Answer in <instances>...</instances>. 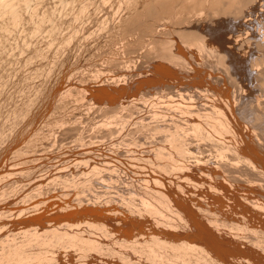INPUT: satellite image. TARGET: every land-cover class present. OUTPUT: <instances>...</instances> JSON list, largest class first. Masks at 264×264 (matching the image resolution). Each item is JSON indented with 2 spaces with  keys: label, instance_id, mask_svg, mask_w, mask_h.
<instances>
[{
  "label": "rangeland",
  "instance_id": "obj_1",
  "mask_svg": "<svg viewBox=\"0 0 264 264\" xmlns=\"http://www.w3.org/2000/svg\"><path fill=\"white\" fill-rule=\"evenodd\" d=\"M17 1H19L20 3ZM56 1L57 0H35V4H34V0L32 1L7 0L6 1L7 7L4 8L1 5L2 1L0 0V7H2L0 8L1 10L0 14L2 15V16L0 15V36H2L1 39H3V40L0 39L1 42L0 43L1 44L0 45V228L2 225H4L2 226V229H0V251L2 246L3 249H4V245L8 246L6 244L7 242L2 240L4 236H6V234H8L9 236V233L14 230L21 229V232L23 231L30 233L31 228H35L36 226H47L50 225L51 223L61 224L62 221L64 222V220H67L69 218H72L74 220L79 219V224L84 225L85 224L84 222L80 223L82 217L86 215V216H91L93 218L94 215H90V214H92L96 210L100 211L101 209H103L105 207V199H107L108 197H117V198H121L122 201L131 202V200H133L135 197L132 196L134 198L131 199L132 198L131 197L129 199V195L131 194L128 192L130 191L132 195L134 194L133 192H135V194L137 193L136 196L137 195L139 196L138 192L141 190L138 189L137 184L140 177L143 179L144 178L148 179L145 181H147L146 184L149 185L151 184L150 187L153 186L155 187L156 184L157 187L161 185L159 188L161 189V187H164V189L162 188L163 190L162 189L161 190L172 196H177L178 194H180L179 190L181 189L183 190V188L181 187L174 186V184L176 183L178 184V182L181 181L182 184L183 183L186 184L184 187L189 189L188 190L189 192H192L194 195L196 194L195 196H193V194L191 193L193 197H198L197 195H200L199 198L203 196L207 200L212 198L214 200V196L219 195L220 197H223V199H225L226 203L230 202L229 205H236L234 206V209L239 208V210L236 209V212H242L243 215L247 217L251 222L259 226H264V200L263 202H261L262 199H264V137H262L263 134L261 135L262 131H260L257 128H254V126L252 125L251 121L248 120V118L243 119L244 121L241 119L243 124L244 122L249 121L245 123L247 124L248 127L245 124L244 126L246 127L240 126L243 124L241 122H238L241 123L238 125L241 128L242 127L244 128V130H242V135L244 136L245 143H246V139L248 140L249 135L250 136L253 135L252 138L255 141H258L256 143L259 145L258 148L260 147L259 150H257L256 155L253 157L249 155H246L248 156V158L239 157L240 161H238L239 158L237 157L236 160L237 162H235L236 158L232 154L233 153L232 151L230 152L225 151V154L227 153H228L227 155L230 154V156L226 155L228 158L229 157L232 158V156H234L235 158L234 162L237 163V168H235L236 166H233L234 164H232L233 168L232 167L231 168L234 172L237 170L238 173L237 172L234 173L232 171L235 175V178L233 179L234 175L232 174V172L228 174L227 171L226 174V172H222V170H220L217 173V175L221 176L219 178L217 176L218 180L216 178L213 179V177L209 175L211 180L207 181L208 179H210L209 177H207L208 179L205 178L206 176H208L207 165L211 166V164L215 160H218V156L216 157L215 155L217 152L216 149L218 150V148L216 147L217 143H215L216 145L211 144L210 141L208 140L209 138L207 140H204V138L207 137L202 136L203 138L202 139L200 138L201 136L198 137L199 135L197 136V134H195L194 132L193 135L192 133L193 130L191 131L190 129V126L193 124L192 120H194V117L191 116V113H193L194 111L195 113H197L196 109H198V107L200 106L201 101L203 102L204 100L207 99L206 101H204L205 102L204 105L205 106H207V104L210 105L211 100H215L214 98L217 97L218 95L217 93L222 92V94H224L226 100L229 102L231 106V109H233L232 110L233 113H235L237 110L239 113V109L242 106L244 107V105H246L247 102L248 103L251 102L249 105L253 106L257 100H260L261 98L264 97L262 95L264 94V90H260L259 87L260 85L258 84L259 82L258 79L261 80L260 79L261 77L263 80V81L261 80L262 83L264 82L263 79L264 78V47H263L264 42L260 43L261 41L258 38L257 32L252 30L256 21L262 19L260 21L264 22V18H263L264 0L263 1L261 0L262 3L259 2L260 0H254V1L249 0L250 2H247L245 0L243 1V3H241L242 2L241 0V2L239 3V0H237V2L239 4H243L244 7L247 4L246 6L248 8H245L246 11H249L248 9H250L251 13L252 11L254 12L252 13L253 15L250 16L251 19L247 18L249 17L250 12H248V14L247 12H245L244 13L245 16H243L244 9L242 10V8L244 7L242 5H240L241 9L236 8L239 5L237 4L236 0L234 1L232 0L234 4L232 3L231 0H222L223 3L226 2L225 3L226 6L223 5L221 0H217L218 2H215L216 0L215 1L212 0L213 3L214 4L217 3L216 5L218 6L213 5V3L211 5L209 0H204L206 2V6H205L204 1L200 2V0H198L200 2L198 4L202 3L201 4L202 8L201 6L196 5L198 2L197 0H192L191 1L192 5L190 3L188 4V2H186L187 0L186 1L183 0L185 4L187 3L186 6L182 5L181 3L183 2L182 0H140L143 1L141 3L139 0L138 1L137 0H127V1L125 0H81V1L61 0L59 1L58 0L59 2ZM256 1H258V3H256ZM29 2L32 3L33 5L30 4ZM251 2L253 5L255 2L256 3L255 5L257 7L262 4L261 5L262 7L261 6H260L261 8L260 7L257 8L256 6L250 7L252 6L250 4ZM13 3L16 5H14ZM248 3L250 5H248ZM131 4H133V7L131 11H129L128 13L126 10ZM208 4H210V6ZM187 5L190 6L187 7ZM82 6L83 8H81ZM61 7H64V9H62ZM198 7H200L201 10L198 9ZM254 7H255L254 10L256 11L258 9L257 10L258 12L257 11L255 12L252 9ZM7 8H11L8 10L10 14L12 13L11 15L10 14L7 15V13H9L7 11ZM84 8L85 9L87 8V11ZM203 8H204V12H203ZM218 8H220L219 11ZM178 9L179 11H177ZM76 10H77V14H76ZM235 10L236 11L238 10L237 13L239 12V15L236 14ZM184 11L186 14L184 13ZM207 13L208 14L210 13L209 16L207 15ZM21 14L22 16H20ZM258 14H261L260 15L261 17H259ZM76 15L79 17H77ZM121 15L122 16L125 15L124 16L125 18L122 17ZM41 16L42 18H40ZM233 16L234 19L235 17L238 16L237 20L241 22L242 25L241 26L239 22L237 25H240L241 27L240 26L237 27V25H235L236 27L235 29L238 30L237 32L238 36L235 33L236 31L235 29L233 30L231 28V31L233 30L232 32L228 30L229 28L227 29L229 25L228 23L230 24L233 23L234 20ZM241 16L247 19L245 18L243 19ZM74 17H76V19ZM192 17H194L195 20ZM227 18L229 21L232 20V22L229 21L226 22ZM240 19L245 20L243 23L247 21L250 22V20H252L251 23L248 22L245 23L247 25L249 24L248 26L250 28L248 26L246 28L245 27L246 25H243ZM4 20H6L5 24H4ZM37 20H39L40 22H38ZM210 20L211 22L207 23ZM155 21H157L158 23ZM33 24L36 27H34ZM159 25L160 27H158ZM207 25H209L210 28H207L208 27ZM225 25H226V31L224 30L220 31L219 26H221L220 27L221 29H225ZM183 26L185 27L186 30L184 29ZM189 26L191 27L189 28ZM196 26L199 29H197ZM222 26L224 27L222 28ZM12 27H15L16 29ZM212 27L213 28L215 27L216 29L215 28L213 29ZM203 28L205 29V32L206 30H209L210 32L207 31V33L209 32L210 34L212 33L211 30L213 29L214 30L212 35L213 38H215L216 36L221 37L222 35H223L222 37L226 36L224 37V39L227 38L225 39L227 40L226 43L232 42V44L231 43L226 44L224 40H222L221 42L220 37L216 38V40L219 38L218 39V41L220 40L219 42L213 38H210L212 39L210 41L209 38L206 37L207 34L205 32L203 34L204 31ZM217 28L219 30H217ZM248 28L249 31L251 29V31L255 33L257 37L255 34H254L255 36L253 35L250 37V34L252 35L253 33L251 31L249 32ZM41 29H43L45 32ZM8 30L10 31L8 32ZM239 30L242 31L243 33L239 32ZM244 30L248 32H244ZM201 31L202 34H200ZM223 31L226 34L231 32L233 36L229 34L226 35L225 33H223ZM233 32L235 33V36ZM7 33H8V37L6 35ZM155 34H158L162 38L160 37L159 39L153 37V35ZM3 36H5L6 38L5 37L3 38ZM245 36L250 37L249 38L250 41L249 40L247 41V38ZM244 37L246 38V40L244 39ZM253 37L254 38L256 37L255 39L257 40H255ZM252 38L254 39V41H252V43L254 44L251 43V40H253ZM242 39H244V44ZM258 41L260 45H263L262 47L257 44ZM162 42H165L166 45H170L173 52L174 50L178 49V51L182 52V54H188L191 51V49H193L194 52H196L198 48L201 54H203L201 58L202 61L197 59V63L194 62L187 63L186 66L184 67V70L179 74V72H176L168 64L164 65L162 64V62H160V60L155 58L154 54L158 50V47H160L161 49V46L163 45ZM178 42H180V44ZM240 42L241 45L243 44L242 45L243 47L245 46L244 49H242L243 47L239 46ZM251 44L254 45V47H256L255 45H257L259 50L257 49V47H256L257 50L254 49V47ZM218 45L222 47H219ZM224 45L226 46V48ZM233 45H236L235 46L236 48H238V46L241 47L243 52L239 48L238 51ZM246 45L251 46L254 50ZM232 46L235 49H233ZM187 47H190V49ZM222 48L225 51L228 50V52L225 53V51ZM221 49L226 54V55L224 54L226 58L228 55L227 53L229 52L230 53L234 52L237 54H234L235 56L232 55L230 58V55L232 54L231 53L229 54L228 59L224 60L223 57L225 56H223L222 54L223 52L221 51L222 53H219ZM232 49L234 51H232ZM214 50L217 52V53L214 52V54L216 53L215 54L216 58L215 57L212 58L211 56L213 54L212 53H211L212 55L210 54V52H213ZM246 51L248 52L247 57L249 58L251 57L252 60L246 57L247 55ZM41 55L42 56L45 55V58H43L44 56L42 57ZM236 55L238 57L240 56L239 58L242 59L240 60ZM244 57L246 62L243 59ZM229 58L231 59L230 62H228L230 60ZM254 60H256L257 62L255 63L256 65L253 64L255 65V67L253 65H252L253 67L251 65L249 66L247 62L249 61L255 62ZM213 61L217 62L215 67H213L215 64ZM225 61H227L229 64ZM234 61L235 63L238 64L241 63L239 65L241 67L239 66H238L239 68L237 66H236L237 68L233 67L234 69L235 68L238 69L235 70L236 73L239 74L241 73L240 75L239 74L236 75V73H234L235 71L233 72L234 70L233 68L229 70L230 67H232V65L234 64L231 63ZM242 61L245 62L243 63V66L247 64L249 68L247 65H246L247 67H243ZM209 62H213V63H209ZM226 65L229 66L231 65V66L228 67ZM235 65L236 64H234V66ZM219 67H220V71H219ZM214 68L217 69L215 70ZM246 68H248L249 71H247ZM250 68L253 69V72L255 68V72H254L255 74L251 72L252 70ZM227 69L230 72L232 71L233 75L232 73H229ZM241 69L242 71H239ZM243 71H247V73L248 72L253 73V76L252 74H250L251 76L249 74L246 75V73ZM242 72L244 76L242 75ZM235 75L236 76L239 75L240 78L239 77L238 78L241 79L242 81L239 80L237 77H235ZM242 76L243 78L245 76L246 77L249 76L251 81L252 80L253 81L251 82L248 77L244 78L246 79L245 81L244 79L241 78ZM221 79L224 81H222ZM254 79L257 81L255 82ZM177 81L180 82L181 84L178 83ZM245 82H247L248 85ZM253 82L254 84L251 86ZM164 83L166 84L168 83V84L165 85ZM262 83H260L262 86L261 88L264 89L263 87L264 83L263 84ZM205 84L209 86H206ZM163 85H165V87H163ZM237 85L238 86L242 85L244 86V88L242 86L238 87ZM184 87L189 89H186ZM190 87H193L194 90L198 88L199 89L197 92H195ZM170 88L174 93L170 90ZM221 88L223 89V91H220ZM185 89L192 90L194 93L192 91L190 93V91L188 92ZM209 89L211 92H213L216 95L215 96L212 95L213 93H210ZM176 91L179 93L177 94ZM207 92H209L208 93L209 96ZM168 93L173 96H170ZM241 93H243L244 95ZM191 94L195 95L196 98L201 94L203 95L199 96V99L198 98L195 99L194 98L195 96L193 97ZM211 95L214 97L211 98L210 97ZM240 95L244 97L248 96V98H246L245 100V98L244 97L242 98ZM201 97H205V99ZM208 97L209 99H211L210 102L208 101L209 100ZM251 97L253 98V100ZM149 98H151V100ZM234 98L236 99L238 98V99L236 100ZM171 99H174V101L181 100L178 101L180 104L176 103V101L175 103L179 105L182 111L184 110L181 106L188 108L189 104L190 105L193 104L194 105L193 108L194 107L195 108L194 110L191 106L189 107H191L192 109L184 108L185 111L186 110L187 111L189 110L190 112L192 111L189 116V113L185 114L182 111L180 112L178 106L176 105L169 106ZM194 99L196 101H194ZM240 100H241L240 103L241 106L238 103ZM244 100L245 102L246 101L247 102L246 103L243 102ZM174 101L172 100L170 104H173ZM193 101L195 103H193ZM197 101L200 103V104L198 103L199 104V106L197 105L198 107L196 106ZM260 101L263 102V106H264V98L261 99ZM161 102H164L165 104ZM243 103L245 104L243 105ZM212 104L213 103L211 102V105ZM234 105L238 108H236ZM252 106L251 109H253ZM245 107L247 108V106ZM235 108L237 109L236 111ZM244 108L243 109L241 108L240 112L245 111ZM248 108L246 110L250 111L251 109L249 110ZM263 108L264 107H262L261 109L262 114L264 113ZM152 109L153 111L155 110L156 113H153V111H151ZM238 113L234 114L238 116V118L236 117V119L241 118L240 116L241 114H243V113L240 114ZM244 115H247V113L243 114L242 118H246V116L243 117ZM180 116L181 117L184 116L186 118L184 117L181 118ZM241 120H237V121H241ZM176 121H179V123H181L180 124V126H182L181 128H179L180 127L179 123ZM172 123L175 124V127L179 128L177 130L181 131V133L182 131H184L186 127H188L186 128L187 131L186 130L184 131V133L187 134L183 135L182 133L181 135H183L182 139L187 142V145H185L187 147L185 148H188L190 152L187 153L185 156H181V158L174 156L173 152L171 151L172 148L171 150H168L170 146L168 144L166 146V142L165 145L164 144L160 145V143L164 142L162 140H164L163 136L166 134L164 132L166 131V128L167 129L171 128L170 130L172 132L176 130L174 125L172 126ZM250 124L252 125L253 128L249 127ZM155 127H158V130ZM163 127L166 128H164L165 130L161 131V128ZM250 129H254V130H250ZM171 131L168 130L167 133ZM259 135L261 137H259ZM195 136H197L198 138ZM30 139L33 140V142ZM185 141L184 144H186ZM214 141L215 140H213V142ZM158 144L161 147L163 146L164 148L168 147L167 149L168 153L162 150L163 153L164 152L166 153V154L164 153L165 157L168 154L167 156L168 158L166 157L167 162H169L168 164L170 165L169 172L166 171L168 176L166 175L165 170H162L160 168L159 162L156 164L158 165V167L155 166L157 160L160 161L161 159L160 160L157 159L155 162V160L152 158V151L154 154L153 157H155L157 153H154V151L158 152V148H160L161 150V147H157ZM154 147L157 148L153 149ZM135 150L137 151V153L135 152ZM140 152L142 154H140ZM171 155L173 156L170 157ZM129 156L131 157L128 158ZM148 158L152 160V164L150 165V167L147 166L146 164ZM252 158L254 161L252 160ZM125 159L127 160L130 159V160L127 161ZM161 161H163V159ZM164 161L166 160L164 159ZM231 162H233V160H231ZM253 162L259 164V167L253 168L251 171H249L247 169V166L255 164ZM184 163L185 164L189 163V164L188 166H184L185 165ZM131 165L134 166L132 167ZM189 166L193 168H190ZM95 167L97 168L96 171L92 172L93 171L92 169H94ZM183 168H185L187 173L185 172V170L184 172H182ZM231 168H229V172ZM138 169H143V171L141 170L140 172H138L139 171ZM188 169L190 170L188 171ZM198 169H200L199 173H201L202 175H199L198 171H196ZM154 170H156V172ZM202 171L205 173L203 174ZM239 171L241 173L243 172V175L239 174L240 173ZM160 172H162L163 175ZM170 172L171 174H169ZM222 173H225L226 176L229 175L228 177L230 178L232 177L231 181L228 180L230 178L225 177V174H223L222 177ZM180 178L183 180H181ZM222 179L225 181V183L224 181H221ZM77 180L79 181L76 182ZM186 180L190 184L187 183ZM233 180L235 183L233 182ZM228 181L230 182L228 183ZM192 183L194 184L196 183L195 186ZM198 184L199 187L201 186L200 189L199 187L197 188ZM227 184L229 185L227 186ZM72 185L75 186L76 188L73 187ZM238 185H241V187H243L244 189L240 188V186ZM192 186L193 188H191ZM211 186L213 188H211ZM246 187H250V188H247L246 190ZM254 187L256 189H254L253 192H249L248 194V191ZM194 188H196L195 189L196 191H194ZM208 191L214 192L213 195L205 193ZM126 192L128 193V195ZM236 193H242L241 195H243V198L245 199L238 198V196H236L237 195ZM250 193H252L253 196ZM65 194H67V196H65ZM122 195L124 196L126 195V197L128 196V198L124 197L125 199H123ZM251 197L253 200L249 201L251 200ZM259 198L261 199V201ZM135 199L137 200L138 197H136ZM135 199L132 201L134 202V204L136 203ZM255 199L256 200L259 199V200L257 202L255 201L256 203L251 205L250 202L253 203ZM61 200L62 203L64 202L63 203L64 206L62 203H60ZM138 201L139 200H137V203ZM65 202L66 203L68 202L66 207H65L66 204ZM259 202L262 204H260ZM35 204H37V206ZM243 204L245 206H243ZM34 205L38 208H36ZM31 206H34L33 210L35 212H33L32 209H29V211H27L28 208ZM120 206H123V204H120ZM210 207L211 206H209V208ZM204 208H208V205L205 202H200L198 205V209L201 210ZM21 210L22 211L25 210L26 212L24 211L19 213ZM30 212L31 214H29ZM108 212L110 213V211ZM213 212L214 214L218 215L217 216L218 218H220L221 217L220 215H222V212L219 210L218 207H214ZM106 213L107 211L103 210L100 214L104 215L105 219L107 217L109 218L110 216H114L112 212H111L112 215ZM165 213L175 223L178 222L182 224L183 231H185V233L190 235L192 240H195L196 242L198 241V243L202 244V246L205 249L209 248V250L211 251L209 245L208 246L206 245L205 247L206 244L205 239L202 237L201 234H199L195 226L193 225L191 226L188 223H185L184 221L176 218L177 214L174 213V211L165 210ZM246 213L248 216H246ZM115 214L117 217V221H119L116 224L118 230L119 229L123 231L131 230V228L128 225H125L124 221H122L121 219L118 220L120 215L117 214V211ZM66 215H69V218L65 217ZM100 218L103 219V217ZM161 218H163V216ZM118 223H120L119 226ZM6 224L7 226H5ZM121 224H123V226H121ZM139 226H141V224L137 225V227ZM250 233L245 234V236L243 237L245 240H251L252 238L251 241L253 242L255 240L253 238L254 234L251 233L252 234L251 237ZM132 237L133 236L126 235L123 237V239L124 238L125 240L134 239ZM224 241L225 244L227 243L225 245L226 247L230 249L232 248L230 253H232L236 257H239L240 259L242 258L241 260L243 261V263H245L246 261V264H248L247 262L250 261L249 264L250 263L264 264L263 257L259 255L258 256L254 255L251 257V255L248 252L239 248L238 247L239 240L235 239L234 237L232 238L225 237ZM107 254L109 256L116 255L112 253V251H107ZM166 260L167 262L164 261L161 262L160 264H171L172 262H174L172 264L177 263L176 262L177 259H174V261L173 260L171 261L170 259H166ZM15 262L17 261H11V263L9 261L6 264L8 263L15 264ZM126 262L129 264H136L135 262L137 261L135 259L129 258L125 261V264H127Z\"/></svg>",
  "mask_w": 264,
  "mask_h": 264
},
{
  "label": "bare ground",
  "instance_id": "obj_2",
  "mask_svg": "<svg viewBox=\"0 0 264 264\" xmlns=\"http://www.w3.org/2000/svg\"><path fill=\"white\" fill-rule=\"evenodd\" d=\"M2 1V6L5 8V7H7V0H1ZM22 1V0H21ZM24 1V0H23ZM29 1V0H28ZM32 1V0H31ZM58 1V0H57ZM56 1V2H57ZM59 1H61V0H59ZM58 1V2H59ZM64 1V0H63ZM79 1H81V0H79ZM125 1H127V0H125ZM138 1V0H137ZM140 1V0H139ZM183 1V0H182ZM186 1V0H185ZM190 1V2H189ZM191 1L192 0H187L186 2H188V4L190 3L191 4ZM198 1V0H197ZM202 1H204V0H200V2H202ZM213 1H215V0H213ZM213 1L211 0H209V2H210V4L212 5V3H213ZM232 1V0H231ZM231 1H229V2H231ZM234 1V0H233ZM233 1H232V3H233ZM243 1H245V0H242V2H241V0H239V3L241 2V3H243ZM247 2H250L249 0H246ZM254 1V0H253ZM263 1V0H262ZM17 2H19V1H17ZM66 2V1H65ZM141 2H143V1H140V3ZM150 2V1H149ZM171 2V1H170ZM193 2H195V1H193ZM192 2V3H193ZM199 1L197 2V6L199 5V6H201V8H202V3L201 4H198V3H200ZM205 2V1H204ZM215 2H218L217 0L215 1ZM221 2H222V0H221ZM236 2H237V0H236ZM259 2H261V0L259 1ZM264 2V1H263ZM20 3V2H19ZM23 3V2H22ZM30 3V2H29ZM28 3V4H29ZM37 3V2H36ZM80 3V2H79ZM79 3H78V5H79ZM151 3V2H150ZM165 3V2H164ZM182 3V5H185L186 6V4H185V2L183 1V2H181ZM180 3V4H181ZM184 3V4H183ZM207 3H208V1H207ZM223 3V2H222ZM226 3V2H225ZM225 3H223V5L224 6H226V4ZM238 2H237V4H239ZM256 3H258V1H256ZM255 2H254V5L252 4V2L250 3L252 6H250V7H253V6H256L255 4H256ZM262 3V2H261ZM9 4V3H8ZM14 4V3H13ZM26 4V3H25ZM27 4V5H28ZM30 4H32V3H30ZM29 4V5H30ZM34 4H35V0H34ZM58 4H60V3H58ZM88 4H89V2H88ZM137 4V3H136ZM210 4H208L209 6H210ZM217 3H213V5H215V6H218V5H216ZM234 4V3H233ZM232 4V5H233ZM236 4V3H235ZM245 4V3H244ZM249 3H248V5H250ZM12 5V4H11ZM14 5H16V4H14ZM13 5V6H14ZM18 5V4H17ZM33 5V4H32ZM55 5V4H54ZM64 5H65V3H64ZM63 5V6H64ZM91 5V4H90ZM146 5V4H145ZM179 5V4H178ZM192 5V4H191ZM195 5V4H194ZM222 5V4H221ZM228 5H229V3H228ZM240 5H242L243 6V4H239L236 8H240ZM247 5V4H246ZM245 5V7L244 8H242V10L244 9V12H243V14L245 13V12H247V14H248V12H250L249 13V17H247L248 19H251L250 18V16H252L253 14L252 13H254L253 11H252V13H251V10L250 9H248L249 11H246L245 10V8H248L247 6ZM259 5V4H258ZM262 5V4H261ZM260 5V6H261ZM22 6V5H21ZM58 6V5H57ZM68 6V5H67ZM84 6V5H83ZM83 6L81 7V8H83ZM120 6V5H119ZM138 6V5H137ZM140 6V5H139ZM160 6V5H159ZM184 6V7H185ZM188 6H190V5H187V7ZM205 6H206V2H205ZM205 6H203V7H205ZM231 6V5H230ZM260 6H258V7H260ZM20 7V6H19ZM88 7V6H87ZM132 7H133V4H131L128 8H127V12L129 13V11H131V9H132ZM178 7V6H177ZM181 7V6H180ZM221 7V6H220ZM229 7V6H228ZM227 7V8H228ZM234 7V6H233ZM257 7V6H256ZM257 7V8H258ZM262 7V6H261ZM260 7V8H261ZM0 8H2V7H0ZM13 8V7H12ZM62 9H64V7H61ZM60 8V9H61ZM77 8V7H76ZM75 8V9H76ZM80 8V9H81ZM89 8V7H88ZM186 8V7H185ZM213 8V7H212ZM226 8V7H225ZM9 9H11V8H7V11L9 10ZM18 9V8H17ZM26 9V8H25ZM29 9H30V6H29ZM29 9H27V10H29ZM85 9V8H84ZM151 9V8H150ZM187 9V8H186ZM198 9H200V7H198ZM215 9V8H214ZM233 9H235V8H233ZM241 9V8H240ZM239 9V10H240ZM253 10L255 9V7L254 8H252ZM68 10H70V9H68ZM82 10V9H81ZM86 11H87V8L85 9ZM196 10V9H195ZM201 10V9H200ZM211 10H213V9H211ZM220 10V8H218V11ZM229 10V9H228ZM242 10H241V12H242ZM258 10V9H257ZM256 10V11H257ZM12 11V10H11ZM20 11V10H19ZM146 11V10H145ZM158 11V10H157ZM169 11H170V9H169ZM176 11V10H175ZM177 11H179V9L177 10ZM215 11V10H214ZM232 11H234V10H232ZM236 11V10H235ZM238 11V10H237ZM237 11H236V14L237 15H239V12L237 13ZM255 11V10H254ZM255 11V12H256ZM0 12H1V10H0ZM9 12V11H8ZM79 12V11H78ZM181 12V11H180ZM200 12V11H199ZM198 12V13H199ZM203 12H204V8H203ZM209 12V11H208ZM228 12V11H227ZM258 12V11H257ZM263 12V11H262ZM19 13V12H18ZM41 13H43V12H41ZM87 13V12H86ZM118 13V12H117ZM136 13V12H135ZM161 13V12H160ZM184 13H185V11H184ZM195 13H196V11H195ZM231 13V12H230ZM259 13H261V12H259ZM8 14H10V12L9 13H7V15ZM12 14V13H11ZM10 14V15H11ZM36 14V13H35ZM35 14H33V15H35ZM37 14H39V13H37ZM76 14H77V10H76ZM149 14V13H148ZM186 14V13H185ZM201 14V13H200ZM210 14V13H209ZM209 14L207 13V15L209 16ZM219 14V13H218ZM251 14V15H250ZM1 15V14H0ZM6 15V14H5ZM130 15V14H129ZM143 15V14H142ZM159 15V14H158ZM188 15V14H187ZM190 15V14H189ZM194 15V14H193ZM192 15V16H193ZM212 15V14H211ZM255 15V14H254ZM257 15V14H256ZM261 14H258V16L259 17H261L260 16ZM263 15V14H262ZM2 16V15H1ZM20 16H22V14L20 15ZM32 16V15H31ZM35 16H37V15H35ZM77 16V15H76ZM86 16V15H85ZM122 16V15H121ZM125 16V15H124ZM124 16H122V17H124ZM155 16H156V14H155ZM196 16H197V14H196ZM200 16V15H199ZM198 16V17H199ZM204 16V15H203ZM215 16V15H214ZM243 16H245V14L243 15ZM243 16H241L242 18H243ZM257 16V17H258ZM8 17V16H7ZM10 17V16H9ZM77 17H79V16H77ZM128 17V16H127ZM126 17V18H127ZM171 17H172V14H171ZM195 17V16H194ZM194 17H192V18H194ZM201 17V16H200ZM199 17V18H200ZM226 17V16H225ZM238 17V16H237ZM237 17H235V19H234V16H233V19L234 20H237ZM240 17V16H239ZM258 17V18H259ZM4 18H5V16H4ZM19 18H21V17H19ZM40 18H42V16L40 17ZM75 19H76V17H74ZM125 18V17H124ZM151 18V17H150ZM158 18V17H157ZM206 18V17H205ZM205 18H203V19H205ZM209 18V17H208ZM221 18V17H220ZM245 18V17H244ZM243 18V19H244ZM247 18H245V19H247ZM255 18V17H254ZM263 18H264V16H263ZM10 19V18H9ZM12 19V18H11ZM18 19V18H17ZM78 19V18H77ZM119 19V18H118ZM163 19V18H162ZM174 19V18H173ZM214 19V18H213ZM218 19H219V17H218ZM232 19V18H231ZM241 20L242 21V24L243 25H246L245 27L247 28V26L249 25H247V24H245V23H247V22H245V23H243L245 20ZM80 20V19H79ZM127 20V19H126ZM149 20V19H148ZM164 20H165V18H164ZM194 20H195V18H194ZM224 20V19H223ZM233 20V21H234ZM258 20V19H257ZM260 20H262V19H259L258 21H260ZM14 21V20H13ZM20 21V20H19ZM38 22H40L39 20H37ZM125 21V20H124ZM139 21V20H138ZM146 21V20H145ZM182 21V20H181ZM180 21V22H181ZM189 21V20H188ZM193 21V20H192ZM197 21V20H196ZM200 21V20H199ZM201 21H202V18H201ZM217 21V20H216ZM215 21V22H216ZM222 21V20H221ZM221 21H220V23H221ZM229 20H228V18H227V20H226V22H228ZM251 21L252 20H250V22H248V23H251ZM5 22H6V20H4V24H5ZM9 22V21H8ZM15 22H17V21H15ZM79 22V21H78ZM135 22H136V20H135ZM155 22H157V21H155ZM162 22V21H161ZM185 22V21H184ZM207 22V21H206ZM211 22V20L209 21V22H207V23H210ZM218 22V21H217ZM225 22V21H224ZM225 22V23H226ZM229 22H232V20H230ZM263 22V21H262ZM10 23V22H9ZM12 23V22H11ZM124 23V22H123ZM154 23V22H153ZM158 23V22H157ZM224 23V24H225ZM240 23V25H241V22H239ZM17 24V23H16ZM15 24V25H16ZM36 24V23H35ZM176 24V23H175ZM184 24V23H183ZM200 24V23H199ZM215 24V23H214ZM229 25H230V23H228ZM227 24V25H228ZM232 24V23H231ZM238 24V23H237ZM236 24V25H237ZM3 25V24H2ZM8 25V24H7ZM10 25V24H9ZM34 25V24H33ZM38 25V24H37ZM120 25V24H119ZM138 25V24H137ZM149 25V24H148ZM153 25V24H152ZM155 25V24H154ZM158 25V24H157ZM205 25V24H204ZM210 25V24H209ZM209 25H207L208 27L207 28H210L209 27ZM229 25H228V27H227V29L229 30V31H231V28L229 27ZM240 25H237V27L238 26H240ZM6 26V25H5ZM12 26H14V25H12ZM122 26V25H121ZM125 26V25H124ZM156 26V25H155ZM192 26V25H191ZM191 26H189V28L191 27ZM198 26V25H197ZM196 26V28L197 29H199L198 27ZM206 26V25H205ZM204 26V27H205ZM242 26V25H241ZM240 26V27H241ZM19 27V26H18ZM33 27V26H32ZM34 27H36L35 25H34ZM38 27V26H37ZM126 27V26H125ZM158 27H160V25L158 26ZM184 27V26H183ZM193 27H194V25H193ZM200 27V26H199ZM216 27V26H215ZM214 27V28H215ZM221 26H219V29H220V31L221 30H224V31H226V25H225V29H221L220 28ZM224 26H222V28H223ZM249 27V26H248ZM2 28V27H1ZM12 28H15V27H12ZM53 28V27H52ZM152 28H154V27H152ZM165 28V27H164ZM168 28V27H167ZM187 28V27H186ZM195 28V29H196ZM206 28V27H205ZM206 28V29H207ZM213 28V27H212ZM213 28V29H214ZM236 28V27H235ZM234 28V29H235ZM250 28V27H249ZM249 28H248V31H249ZM5 29H6V27H5ZM16 29V28H15ZM36 29V28H35ZM133 29V28H132ZM135 29V28H134ZM175 29V28H174ZM178 29V28H177ZM184 29H185V27H184ZM183 29V30H184ZM188 29V28H187ZM204 29V28H203ZM211 30V34L209 33L210 31L209 30H206V32H205V29H204V31H203V34H204V32L207 34V38H209V40L211 41L212 39H210V38H213L212 37V35H213V31L214 30ZM216 29V28H215ZM218 28H217V30H219ZM233 29V30H234ZM242 29V28H241ZM2 30V29H1ZM41 30H43V29H41ZM51 30V29H50ZM156 30V29H155ZM166 30V29H165ZM186 30V29H185ZM189 30V29H188ZM192 30H193V28H192ZM201 30V29H200ZM232 30V31H233ZM236 30V29H235ZM245 30H247V29H245ZM244 30V32H248V31H245ZM10 30H8V32H9ZM19 31V30H18ZM44 31V30H43ZM154 31V30H153ZM158 31V30H157ZM202 31H201V33L200 34H202ZM207 31H209L208 33H207ZM223 31V33H225ZM228 31V32H229ZM231 31V32H232ZM250 31H251V29H250ZM249 31V32H250ZM3 32V31H2ZM12 32H13V30H12ZM32 32H33V30H32ZM45 32V31H44ZM48 32H50V31H48ZM155 32V31H154ZM175 32V31H174ZM215 32H216V30H215ZM214 32V33H215ZM228 33L229 35H231V36H233L232 35V33ZM237 32H238V30H236L235 31V33H236V35H237ZM239 32H242V31H240L239 30ZM252 32V31H251ZM167 33V32H166ZM234 33V32H233ZM235 33H234V36H235ZM243 33V32H242ZM253 33V32H252ZM2 34V33H1ZM151 34V33H150ZM208 34H209V37H208ZM220 34V33H219ZM226 34V33H225ZM228 34H226V35H228ZM247 34V33H246ZM250 34V33H249ZM248 34V35H249ZM255 33H253L252 35L250 34V37L251 36H253ZM4 35V34H3ZM7 35V37H8V33L6 34ZM5 35V36H6ZM46 35V34H45ZM53 35V34H52ZM215 35V34H214ZM217 35H218V32H217ZM221 35V34H220ZM240 35H241V33H240ZM244 35V34H243ZM256 35V34H255ZM254 35V36H255ZM258 35V34H257ZM257 35H256V37H257ZM5 36H3V38L5 37ZM47 36V35H46ZM200 36V35H199ZM211 36V37H210ZM223 36V35H222ZM220 37V36H216L215 38H213V39H215L216 40V38L217 37H220V40H221V42H222V40H224L225 41V43H226V41L227 40H225V39H227V38H225L224 39V37H226V36H224V37ZM238 36V35H237ZM54 37V36H53ZM153 37H156V38H159L160 39V37L161 36H159L158 34H155V35H153ZM165 37V36H164ZM246 37V36H245ZM244 37V39L246 40V38H247V41L249 40L250 41V37H246L245 38ZM255 37V38H256ZM2 38V36H0V39ZM6 38V37H5ZM48 38V37H47ZM51 38H52V36H51ZM162 38V37H161ZM229 38V37H228ZM232 38H234V37H232ZM239 38H240V36H239ZM254 38V37H253ZM252 38V39H253ZM254 38V39H255ZM259 38V37H258ZM55 39V38H54ZM172 39V38H171ZM170 39V40H171ZM219 39V38H218ZM218 39L216 40V41H218ZM237 39H238V37H237ZM244 39H242V41H243V44H244ZM254 39L253 40H251V43H252V41H254ZM1 40H3V39H1ZM6 40V39H5ZM205 40V39H204ZM215 40H213V41H215ZM219 40V41H220ZM255 40H257V39H255ZM62 41H63V39H62ZM173 41V40H172ZM218 41V42H219ZM230 41H231V39H230ZM234 41H236V40H234ZM238 41H239V39H238ZM241 41V42H242ZM5 42V41H4ZM155 42V41H154ZM158 42V41H157ZM174 42V41H173ZM201 42V41H200ZM218 42H217V44H218ZM220 42V43H221ZM241 42H240V45L239 46H241V47H243L242 45H241ZM1 43V42H0ZM175 43V42H174ZM179 44H180V42H178ZM194 43H195V41H194ZM224 43V44H225ZM232 44V42H228V43H226V44ZM260 43H263L262 41L260 42ZM162 46H161V49H160V47H158V50L155 52V54H154V56H155V58H157L158 60H160V62H162V64H164V65H166V64H168L171 68H173L176 72H179V74H180V72H182L183 70H184V67L186 66V64L187 63H189V62H194V63H197V59H199L200 61H202L201 60V58H202V56H203V54H201V52H200V50L197 48V50H196V52H194V50L193 49H191V51L188 53V54H182V52H180V51H178V49H176V50H174V52L172 51V49H171V46L170 45H166L165 44V42H162ZM215 44H216V42H215ZM214 44V45H215ZM222 44V43H221ZM252 44H254V43H252ZM251 44V45H252ZM255 44H256V42H255ZM259 46H263V45H260L259 44V41H258V43H257ZM1 45V44H0ZM156 45V44H155ZM159 45V44H158ZM211 45V44H210ZM213 45V46H214ZM220 45V44H219ZM218 45V46H219ZM223 45V44H222ZM4 46V45H3ZM3 46H1V47H3ZM209 46V45H208ZM208 46H206V47H208ZM225 46V45H224ZM223 46V47H224ZM228 46V45H227ZM234 47L236 46V45H233ZM233 46H232V48H233ZM238 46V45H237ZM238 46V48L239 49H241V47H239ZM246 46H249V45H246ZM253 47H254V45H252ZM256 47H257V49H258V46L257 45H255ZM152 47H154V46H152ZM211 47V46H210ZM219 47H222V46H219ZM249 47H251V46H249ZM256 47H254V49H256ZM261 47H259V48H261ZM264 47V46H263ZM187 48H189L190 49V47H187ZM225 48H226V46H225ZM236 48V47H235ZM235 48H233V49H235ZM238 48H236L237 50H238ZM245 48V46L242 48V49H244ZM252 48V47H251ZM223 49V48H222ZM222 49L220 50V52L219 53H222L223 51H222ZM232 49V51H234ZM241 49V50H242ZM253 49V48H252ZM253 49V50H254ZM256 49V50H257ZM263 49V48H262ZM215 50H217V49H215ZM213 51V52H210V54L212 55L211 57L212 58H214L216 55V51ZM224 50V49H223ZM227 50V49H226ZM259 50V49H258ZM41 51V50H40ZM154 51V50H153ZM204 51V50H203ZM222 51V52H221ZM225 51V50H224ZM239 51V50H238ZM245 51V50H244ZM247 51H248V49H247ZM246 51V52H247ZM34 52H36V51H34ZM46 52V51H45ZM214 52H216L215 54H214ZM226 52H228V50L227 51H225V53ZM242 52H243V50H242ZM38 53V52H37ZM224 52L222 53L223 54V56H225L226 54H225ZM232 53V54H231ZM229 52V53H227L228 55H227V58H226V56L225 57H223L224 58V60H227L228 59V56H229V54H231L230 55V58H231V56L232 55H234V54H237V53H234V52ZM225 54V55H224ZM238 54H240V53H238ZM35 55H37V54H35ZM39 55V54H38ZM205 55H206V53H205ZM218 55V54H217ZM240 55H242V54H240ZM40 56V55H39ZM39 56H37V57H39ZM42 56V55H41ZM44 56V57H43ZM42 57L43 58H45V55H43ZM235 56V55H234ZM234 56H233V58H234ZM237 56V55H236ZM248 56V52H247V55H246V57ZM254 56V55H253ZM222 57V56H221ZM238 57V56H237ZM240 57V56H239ZM238 57V58H239ZM243 57V56H242ZM209 58V57H208ZM216 58V57H215ZM220 58V57H219ZM229 58V59H230ZM248 59H251V57L249 58V57H247ZM246 58V59H247ZM41 59V58H40ZM210 59V58H209ZM240 59V58H239ZM242 59V58H241ZM240 59V60H241ZM244 60H245V57L243 58ZM254 59V58H253ZM256 59V58H255ZM214 60V59H213ZM234 60H235V58H234ZM252 60V59H251ZM208 61V60H207ZM210 61V60H209ZM211 61H212V59H211ZM231 61V59L228 61V62H230ZM236 61H238V60H236ZM248 61V60H247ZM255 62H247L248 64H249V66L251 65H253V64H255V63H257L256 62V60H254ZM214 62V61H213ZM213 62H209V63H213ZM225 62H227V61H225ZM227 62V63H228ZM239 62H241V61H239ZM245 62H246V60H245ZM245 62H243L242 61V66H243V63H245ZM215 64H214V66L213 67H215L216 66V63L217 62H214ZM221 63H223V62H221ZM226 63V64H227ZM236 64L235 66H234V64ZM223 64H225V63H223ZM229 64V63H228ZM231 64H233L232 65V67H230L229 65H226V66H228V67H230V69L229 70H231L233 67H238L241 63H235V61L234 62H232ZM247 65V64H246ZM246 65H244L243 67H247ZM256 65V64H255ZM255 65H253L254 67H255ZM249 66H248V68H249ZM252 66V67H253ZM236 67V68H237ZM239 67H241V66H239ZM238 67V68H239ZM251 67V68H252ZM192 68V67H191ZM235 68V69H236ZM248 68H246L247 69V71H249L248 70ZM250 68V69H251ZM190 69V68H189ZM193 69V68H192ZM207 69V68H206ZM215 70L217 69V68H214ZM234 69V68H233ZM233 70V72L234 73H236V70H238V69H236V70ZM242 69H245V68H242ZM242 69L241 70H239V71H242ZM203 70V69H202ZM214 70V71H215ZM222 70V69H221ZM228 70V69H227ZM226 70V71H227ZM228 70V71H229ZM252 71L251 72H253V69H251ZM257 70V69H256ZM192 71H194V70H192ZM214 71H213V73H214ZM219 71H220V67H219ZM247 71H243V72H245L246 73V75H250V74H252V76H253V73L255 72V68H254V72L253 73H250V72H248L247 73ZM202 72V71H201ZM222 72V71H221ZM243 72H242V75L244 76V74H243ZM34 73V72H33ZM229 73H232V71L230 72L229 71ZM257 73V72H256ZM202 74V73H201ZM218 74H220V73H218ZM237 74H239V73H236V75ZM241 74V73H240ZM239 74V75H240ZM255 74V73H254ZM32 75V74H31ZM188 75V74H187ZM198 75V74H197ZM205 75V74H204ZM213 75V74H212ZM232 75H233V73H232ZM235 75V77H239V75L238 76H236ZM36 76V75H35ZM180 76H182V75H180ZM199 76V75H198ZM207 76V75H206ZM209 76V75H208ZM222 76H224V75H222ZM243 76L241 77L242 79H244L243 78ZM251 76V75H250ZM216 77V76H215ZM249 79H250V77L249 76H247ZM246 77V78H247ZM198 78V77H197ZM200 78H201V76H200ZM225 78V77H224ZM231 78H233V77H231ZM240 78V77H239ZM238 78V79H239ZM252 78V77H251ZM256 78V77H255ZM185 79V78H184ZM194 79H196V78H194ZM193 79V80H194ZM205 79V78H204ZM203 79V80H204ZM211 79V78H210ZM261 80H262V77L260 78ZM264 79V78H263ZM186 80H188V79H186ZM216 80V79H215ZM222 80V79H221ZM239 80H241V79H239ZM238 80V81H239ZM245 81H246V79H244ZM243 80V81H244ZM255 80V79H254ZM261 80H259L258 79V84L260 85L259 87H260V90H264V89H262L261 87V84L260 83H262V81ZM185 81V80H184ZM222 81H224V80H222ZM222 81H219V82H222ZM236 81V80H235ZM242 81V80H241ZM250 81H251V79H250ZM249 81V82H250ZM253 81V80H252ZM251 81V82H252ZM257 80H255V82H256ZM176 82V81H175ZM178 82V81H177ZM182 82V81H181ZM203 82V81H202ZM240 82V81H239ZM239 82H237V83H239ZM163 83V82H162ZM178 83H180V82H178ZM205 83V82H204ZM211 83H213V82H211ZM215 83V82H214ZM242 83V82H241ZM246 84H247V82H245ZM264 83V82H263ZM262 83V84H263ZM165 85H167L166 83H164ZM176 84V83H175ZM181 84V83H180ZM192 84V83H191ZM206 84H208V83H206ZM205 84V85H206ZM230 84H232V83H230ZM244 84V83H243ZM250 84V83H249ZM254 84V82L251 84V86ZM165 85H163V87H165ZM179 85V84H178ZM204 85V86H205ZM212 85V84H211ZM221 85H222V83H221ZM248 85V84H247ZM247 85H246V87H247ZM174 86V85H173ZM183 86V85H182ZM185 86V85H184ZM206 86H209V85H206ZM217 86H219V85H217ZM217 86H214V87H217ZM233 86V85H232ZM238 86V85H237ZM240 86H242V85H240ZM240 86H238V87H240ZM228 87V86H227ZM243 88H244V86H242ZM254 87V86H253ZM258 87V86H257ZM258 87V88H259ZM264 87V86H263ZM179 88V87H178ZM183 88V87H182ZM184 88H186V87H184ZM190 88H192L193 89V91H195V92H197L198 91V89H196V90H194V88L193 87H190ZM195 88H196V86H195ZM201 88V87H200ZM209 88V87H208ZM242 88V89H243ZM256 88V87H255ZM172 89H174V88H172ZM186 89H189V88H186ZM185 89V90H186ZM216 89V88H215ZM222 89V88H221ZM220 89V91H223V89L221 90ZM230 89H232V88H230ZM247 89H249V88H247ZM166 90H167V88H166ZM170 90H171V88H170ZM176 90V89H175ZM181 90V89H180ZM202 90H204V89H202ZM226 90V89H225ZM172 91V90H171ZM178 91V90H177ZM176 91V93L178 94L179 92H177ZM186 91H190V93H191V91L192 90H186ZM192 91V92H193ZM208 91V90H207ZM209 91H210V89H209ZM214 91H216V90H214ZM219 91V92H220ZM259 91V90H258ZM173 92V91H172ZM182 92H183V90H182ZM231 92V91H230ZM237 92V91H236ZM242 92V91H241ZM244 92V91H243ZM247 92V91H246ZM171 93V92H170ZM174 93V92H173ZM175 93V94H176ZM181 93V92H180ZM194 93V92H193ZM200 93V92H199ZM209 92H207V94H208ZM210 93H213V92H211L210 91ZM229 93V92H228ZM255 93V92H254ZM260 93V92H259ZM169 94V93H168ZM174 94V95H175ZM182 94V93H181ZM187 94V93H186ZM205 94H206V92H205ZM218 95H217V97H215L214 99L215 100H211V99H209V97H208V101L210 102V100H211V102L213 103L212 105H211V102H210V105L209 104H207V106H205L204 104H205V102L204 101H206V100H204L203 102L201 101L200 103L197 101V104H196V106L198 105L199 106V104H200V106L198 107V109H196L197 110V113H195V111L193 112V113H191L189 110L187 111H185V109H189V108H193V104H189L188 105V108H186V107H184V106H181L182 108H183V110L184 111H182L181 110V108L179 107V105L178 104H176V103H179L178 101H181V100H175L176 101V103H175V101H174V99H171V102H172V100L174 101V103L173 104H170L169 103V106H174V105H176V106H178V108L180 109V112L182 111L183 113H189V116H190V113H191V116L192 117H194V120H192V122H193V124L190 126V129H191V131H192V133L194 132L195 134H197V136L198 137H200V138H202V136L204 137H207V138H204V140H207L208 138V140L210 141V143L211 144H215V143H217V145H216V147L218 148V150L216 149V157L218 156V160H215L212 164H211V166H209V165H207L208 167H207V175L208 176H206L205 178H207V177H209V175H211L212 177H213V179L214 178H216L217 179V176H218V178L219 177H221V176H219V175H217V173H218V171H220V170H222V172H226V174H227V171H228V174H230L233 170H232V164H234L233 166H236L235 168H237V163H235V162H237L236 160H237V157L239 158V157H246V158H248V156H246V155H249V156H255L256 155V153H257V150H259V148H258V144L256 143V142H258V141H255L252 137H253V135L252 136H250L249 135V138H248V140L246 139V143H245V140H244V136L242 135V130H244V128L243 127H246L247 126V124H245V123H247V122H249V121H247V122H244V124L246 125V126H244V124H243V122H242V120L243 119H247L248 118V120H250L251 121V123H252V125L254 126V128H257V129H259L260 131H262V133H261V135L263 134L264 135V116H263V114L261 113V109H262V107H264L263 106V102L262 101H260L261 99H263L264 97V94H262L263 96V98H261L260 100H257L256 102H255V104L252 106V105H249L250 103H248L247 101V104L246 105H244L246 102H245V100H246V98H248V96L246 97H244V96H241L242 98L244 97L245 98V100L243 101V102H245V103H243V105H244V107L245 106H247V108L250 110L251 109V106L253 107V109H251L250 111H248V110H246L247 108L245 107H241L242 109L244 108V110L245 111H243V112H240V110H241V108L239 109V113H238V110L236 109V108H238V107H236L235 105V113H233V109H231V106H230V104H229V102L226 100V98H225V96H224V94H222V92H220V93H217ZM233 94V93H232ZM231 94V95H232ZM240 94V93H239ZM241 94H243V93H241ZM248 94H250V93H248ZM247 94V95H248ZM261 94V93H260ZM170 96H173V95H171V94H169ZM190 95V94H189ZM192 95V94H191ZM197 95V94H196ZM199 95V94H198ZM201 95H203V94H201ZM201 95H199V96H201ZM212 95H216V94H212ZM210 96L211 98H213L214 96ZM234 95V94H233ZM235 95H237V94H235ZM244 95V94H243ZM168 96V95H167ZM185 96V95H184ZM183 96V97H184ZM187 96V95H186ZM193 97L195 96V95H192ZM199 96L197 97L198 99H199ZM204 96H207V95H204ZM208 96H209V94H208ZM180 97V96H179ZM193 97H192V99H193ZM233 97V96H232ZM236 97V96H235ZM240 97V98H241ZM259 97V96H258ZM152 98V97H151ZM151 98H149L150 100H151ZM177 98V97H176ZM195 99H197L196 98V96L194 97ZM201 98H204L205 99V97H201ZM252 98V97H251ZM153 99V98H152ZM157 99V98H156ZM186 99H187V97H186ZM194 99V101H196ZM233 99V98H232ZM234 99H236V98H234ZM238 99V98H237ZM236 99V100H237ZM165 100H167V99H165ZM242 100V99H241ZM241 100L238 102L239 103V105L241 106ZM252 100H253V98H252ZM251 100V101H252ZM157 101H159V100H157ZM193 101V103H195ZM235 101V100H234ZM254 101H255V99H254ZM150 102V101H149ZM153 102V101H152ZM253 102V101H252ZM160 103V102H159ZM161 103H164V102H161ZM165 103H166V101H165ZM164 103V104H165ZM168 103V102H167ZM199 103V104H198ZM158 104V103H157ZM180 104V103H179ZM183 104V103H182ZM235 104V103H234ZM232 105V104H231ZM59 106V105H58ZM64 106V105H63ZM166 106H167V104H166ZM175 106V107H176ZM185 106H187V105H185ZM189 106H191V107H189ZM210 106V107H209ZM185 108V109H184ZM191 108V109H192ZM195 108V107H194ZM194 108H193V110H194ZM234 108V107H233ZM190 109V110H191ZM264 109V108H263ZM253 110V111H252ZM151 111H153V109L151 110ZM179 112V111H178ZM179 112V113H180ZM199 112V113H198ZM245 112V113H244ZM153 113H156L155 112V110L153 111ZM182 113V114H183ZM236 113H238V114H240V113H243V114H246L247 113V115H244L243 117H245L246 116V118H242V115L243 114H241V118H239V119H236V117L238 118V116H236V115H234V114H236ZM237 114V115H238ZM263 116V117H262ZM181 117V116H180ZM184 116H182L181 118H183ZM188 117V116H187ZM184 118H186V117H184ZM189 118H191V117H189ZM188 118V119H189ZM242 119V120H241ZM50 120V119H49ZM113 120H114V118H113ZM185 120H187V119H185ZM237 120H241V121H237ZM111 121V120H110ZM244 121V120H243ZM54 122V121H53ZM53 122H51V123H53ZM174 122V121H173ZM176 122H178L179 123V121H176ZM175 122V123H176ZM191 122V123H192ZM238 122H241L243 125H240V126H243L242 128L238 125V124H241V123H238ZM55 123V122H54ZM105 123V122H104ZM177 123V124H178ZM190 123V122H189ZM188 123V124H189ZM103 124V123H102ZM180 124L181 123H179V126H180ZM249 124V123H248ZM48 125H50V124H48ZM174 125V127H175V124L174 123H172V126ZM252 125L250 124V126L249 127H252ZM157 126V125H156ZM178 126V125H177ZM178 126V127H179ZM171 127V126H170ZM170 127H168V128H170ZM182 126H180L179 128H181ZM248 127V126H247ZM155 128H157V130H158V127H155ZM164 128H166V127H163V128H161V131H163V130H165ZM179 128H177V127H175V129L176 130H174V129H172V130H174L173 132L170 130V129H167L166 128V131H164L166 134L163 136V138H164V140H162V138H161V140L162 141H164V142H162V143H160V145L161 144H164L165 145V142H166V146H167V144L170 146V148L168 149V147L166 148H164L163 146V148L159 145H157V147H161V150H160V148H158V152H155L154 151V153H157L156 154V156L155 157H153L154 156V154H153V151H152V158L155 160V162H156V160L157 159H163V161H158L157 160V162L155 163V166H157L158 167V165H156L158 162L160 163L159 164V166H160V168L162 169V170H165V172L167 171V172H169V168H170V165L168 164L169 162H167V156H168V154L166 155V157H165V154L162 152V150L163 151H168V150H171V148H172V152H173V154H174V156H177V157H180L181 158V156H185L187 153H189L190 151L188 150V148H185V147H187V146H185V145H187V142L185 141V140H183L182 139V136L183 135H186L187 133H184V131L186 130V128H188V127H186L185 129H184V131H182V133H183V135H181L182 133H181V131H179V130H177V129H179ZM253 128V127H252ZM171 131V132H169V133H167V131ZM182 130V129H181ZM246 130V129H245ZM250 130H254V129H250ZM187 131V130H186ZM247 132V131H246ZM249 132H252V131H249ZM194 133H193V135H194ZM247 134V133H246ZM249 134V133H248ZM255 135V134H254ZM262 135V137H264ZM197 136H195V137H197ZM197 137V138H198ZM211 137V138H210ZM245 137V138H246ZM255 137V136H254ZM259 137H261L260 135H259ZM213 138V139H212ZM203 139V138H202ZM201 139V140H202ZM212 139V140H211ZM31 140V139H30ZM213 140H215L214 142H213ZM32 142H33V140H31ZM184 141H185V143L186 144H184ZM217 141V142H216ZM31 142V143H32ZM213 142V143H212ZM257 144V145H256ZM261 144H263V143H261ZM156 147V148H157ZM213 147H215V146H213ZM262 147V146H261ZM155 147L153 148V149H156ZM168 149V150H167ZM131 150V149H130ZM262 150V149H261ZM134 151V150H133ZM157 151V150H156ZM225 151H232L233 153V155L235 156V158H234V156H232V158L231 157H227V156H230V154L229 155H227V154H225ZM131 152V151H130ZM135 152L137 153V151L135 150ZM151 153V152H150ZM168 153V152H167ZM140 154H142L141 152H140ZM171 154V153H170ZM169 154V155H170ZM138 155V154H137ZM148 155H150V154H148ZM227 155V156H226ZM127 156H128V154H127ZM139 156V155H138ZM137 156V157H138ZM173 155H171L170 157H172ZM131 156H129L128 158H130ZM135 157V156H134ZM140 157V156H139ZM143 157V156H142ZM141 157V158H142ZM145 157V156H144ZM157 157V158H156ZM165 157V158H164ZM127 158V159H128ZM187 158V157H186ZM127 159H125V160H127ZM137 159V158H136ZM164 159L166 160V161H164ZM185 159V158H184ZM234 159H235V162H234ZM243 159V158H242ZM241 159V160H242ZM245 159V158H244ZM130 160V159H129ZM129 160H127V161H129ZM143 160V159H142ZM146 160H147V158H146ZM179 160H181V159H179ZM231 160H233V162H231ZM250 160V159H249ZM252 160H253V158H252ZM251 160V161H252ZM171 161V160H170ZM178 161V160H177ZM185 161H187V160H185ZM238 161H240V158L238 159ZM243 161V160H242ZM254 161V160H253ZM134 162H135V160H134ZM184 162V161H183ZM182 162V163H183ZM246 162V161H245ZM128 163V162H127ZM130 163H131V161H130ZM139 163V162H138ZM143 163V162H142ZM141 163V164H142ZM171 163V162H170ZM249 163V162H248ZM253 163H255V164H252V165H245V166H247V169L249 170V171H251L253 168H257V167H259V164H257L256 162H253ZM133 164V163H132ZM147 166H149L150 167V165L152 164V160L151 159H149L148 158V161H147ZM145 164V165H146ZM185 164V163H184ZM189 164V163H188ZM188 164H185L184 166H188ZM243 164H245V163H243ZM144 165V164H143ZM142 165V166H143ZM153 165H154V163H153ZM179 165V164H178ZM231 165V166H230ZM132 167L134 166V165H131ZM181 166V165H180ZM244 166V165H243ZM242 166V167H243ZM136 167V166H135ZM145 167V166H144ZM144 167H141V168H144ZM154 167V166H153ZM190 168H193V167H191V166H189ZM205 167V166H204ZM232 167V168H231ZM238 167H239V165H238ZM176 168H177V166H176ZM229 168H231V170H230V172H229ZM96 167L94 168V169H92L93 171L92 172H95L96 171ZM137 169V168H136ZM135 169V170H136ZM146 169H148V168H146ZM179 169H180V167H179ZM178 169V170H179ZM246 169V168H245ZM139 171L138 172H140L141 170L143 171V169H138ZM151 170V169H150ZM153 170V169H152ZM174 170V169H173ZM181 170H182V168H181ZM184 170H185V168H183V171L182 172H184ZM190 169H188V171H189ZM199 170L200 169H198V170H196V171H198V173H199ZM205 170V169H204ZM225 170V171H224ZM239 170V169H238ZM9 171V170H8ZM7 171V172H8ZM148 171V170H147ZM155 172H156V170H154ZM158 171V170H157ZM175 171V170H174ZM195 171V170H194ZM242 171V170H241ZM244 171V170H243ZM247 171V170H246ZM245 171V172H246ZM10 172V171H9ZM91 172V171H90ZM144 172H146V171H144ZM167 172H166V175H167ZM185 172H186V170H185ZM234 172V171H233ZM232 172V174L234 175V173L235 172H237V170L233 173ZM240 172V171H239ZM245 172H244V174H245ZM152 173H153V171H152ZM160 173H162V172H160ZM176 173V172H175ZM177 173H179V172H177ZM187 173V172H186ZM202 173L204 174L205 172H203L202 171ZM238 173V172H237ZM236 173V174H237ZM9 174V173H8ZM11 174H12V171H11ZM146 174V173H145ZM155 174H157V173H155ZM169 174H171V172L169 173ZM174 174V173H173ZM182 174V173H181ZM181 174H180V176H181ZM192 174V173H191ZM223 174H225V173H222V177H223ZM226 174H225V177H227V178H230V177H228V176H226ZM239 174H242L243 175V172L241 173H239ZM238 174V175H239ZM162 175H163V173H162ZM193 175V174H192ZM198 175V174H197ZM199 175H202L201 173H199ZM221 175V174H220ZM232 175V176H233ZM21 176V175H20ZM145 176V175H144ZM152 176V175H151ZM155 176V175H154ZM168 176V175H167ZM173 176V175H172ZM172 176H171V178H172ZM186 176V175H185ZM196 176V175H195ZM143 177V176H142ZM153 177V176H152ZM174 177V176H173ZM224 177V178H225ZM3 178V177H2ZM149 178V177H148ZM183 178V177H182ZM186 178V177H185ZM190 178V177H189ZM204 178V179H205ZM210 178V177H209ZM223 178V179H224ZM232 178V177H231ZM231 178L230 179H228V180H230L231 181ZM235 178V175H234V177H233V179ZM237 178H238V176H237ZM236 178V179H237ZM76 179H78V178H76ZM80 179V178H79ZM150 179V178H149ZM159 179V178H158ZM181 179V178H180ZM188 179V178H187ZM203 179V178H202ZM208 179V178H207ZM221 180V181H224V180ZM145 180H148V179H146V178H139V181H138V184H137V186H138V189L139 190H141V191H137L138 192V194H139V196L137 195L136 196V194H135V192H133L134 194L132 195V193L129 191H127L128 193H130L131 195H129V199L132 197V196H134L135 198L136 197H138V199L137 200H139L138 201V203H137V200L134 198V197H132L131 199H135V201H136V203L134 204V202H132L133 200H131V202L133 203H131V202H129V201H122V199L121 198H117V197H108L107 199H105V207L103 208V209H101L100 211L99 210H96V211H94L92 214H90V215H94L93 216V218L91 217V216H84V217H82V219L80 220V223H82V222H84L85 224V226L82 224V225H80L79 224V219H77V220H74V219H72V218H69V215H66L65 217H68L69 219H67V220H64V222L62 221H60L61 222V224L59 223H51L50 225H47V226H36L35 228H31V232L29 233V232H21V229L20 230H14V231H12V232H10L9 233V236H8V234H6V236H4V238L2 239L3 241H6L7 243V245L8 246H6V245H4V249H3V246H2V248H1V251H0V264H6L7 262H9L10 261V263H11V261H17V262H15V264H125V261L127 260V259H129V258H132V259H135L137 262H135L136 264H160L161 262H164V261H166L167 262V260L166 259H170L171 261L173 260L174 261V259H177V263H175V264H224V263H226V264H246V261H245V263H243V261L239 258V257H236V256H234L232 253H230V251H231V249L230 248H228V247H226L225 245L227 244H225V237H234L235 239H237V240H239V245H238V247L239 248H241L242 250H244V251H246V252H248L250 255H251V257L252 256H261V257H263L264 258V226H259V225H256L255 223H253V222H251L247 217H245L244 215H243V213L242 212H236V209H238L239 210V208H236V209H234V206H236V205H229L230 204V202L229 203H226L225 202V199H223V197H220L219 195H217V196H214V200H213V198L212 199H209V200H207L206 198H204L203 196H201V198H199V196L200 195H197L198 197H193V196H195L192 192H189L188 190L189 189H187V188H185L184 186L186 185V184H182L181 182H178V184L176 183V184H174V186L175 187H181V188H183V190L181 189V190H179L180 191V194H178L177 196H172V195H170V194H167V193H165V192H163L162 190L164 189V187H161V189L159 188L161 185H159V187H157V184H156V186L154 187L153 185V187H150V185L149 184H146V182L147 181H145ZM162 180V179H161ZM164 180V179H163ZM167 180V179H166ZM181 180H183V179H181ZM209 180H211V178L210 179H208L207 181H209ZM218 180V179H217ZM226 180V179H225ZM79 180H77L76 182H78ZM154 181H155V179H154ZM156 181H158V180H156ZM230 181H228V183L230 182ZM236 181H238V180H236ZM75 182V183H76ZM151 182V181H150ZM149 182V183H150ZM162 182V181H161ZM175 182V181H174ZM173 182V183H174ZM183 182H185V181H183ZM186 182H187V180H186ZM202 182V181H201ZM233 182H234V180H233ZM82 183V182H81ZM167 183V182H166ZM187 183H189V182H187ZM217 183V182H216ZM224 183H225V181H224ZM235 183V182H234ZM80 184V183H79ZM162 184V183H161ZM190 184V183H189ZM194 186H195V184L194 183H192ZM231 184V183H230ZM74 185V184H73ZM72 185V186H73ZM164 185V184H163ZM172 185V184H171ZM200 185H203V184H200ZM206 185H208V184H206ZM211 185V184H210ZM229 184H227V186H228ZM68 186V185H67ZM71 186V185H70ZM77 186V185H76ZM80 186V185H79ZM187 186H188V184H187ZM197 186V185H196ZM231 186V185H230ZM237 186V185H236ZM238 186H240V188H243V187H241V185H238ZM249 186V185H248ZM252 186V185H251ZM73 187H75V186H73ZM171 187H173V186H171ZM199 187V184H198V186H197V188ZM201 187V186H200ZM200 187H199V189H200ZM207 187H209V186H207ZM256 187V186H255ZM251 188V190H249L248 191V194H249V192H253L254 191V189H256V188ZM76 188V187H75ZM74 188V189H75ZM191 188H193V186L191 187ZM211 188H213L212 186H211ZM211 188H209V189H211ZM235 188V187H234ZM238 188V187H237ZM239 188V189H240ZM247 188H250V187H246V190H247ZM196 188H194V191H196L195 190ZM209 189H207V190H209ZM216 189V188H215ZM231 189V188H230ZM229 189V190H230ZM244 189V188H243ZM243 189H242V191H243ZM261 189V188H260ZM175 190V189H174ZM177 190V189H176ZM220 190V189H219ZM133 191V190H132ZM166 191V190H165ZM204 191V190H203ZM73 192V191H72ZM126 192V193H127ZM170 192V191H169ZM168 192V193H169ZM217 192H219V191H217ZM221 192V191H220ZM235 192V191H234ZM128 193H127V195H128ZM191 193L193 194V196L191 195ZM206 194H212L213 195V193L214 192H205ZM229 194V193H228ZM231 194V193H230ZM237 195L236 196H238V198H240V199H245V198H243V195H241L242 193H236ZM244 194V193H243ZM250 194H252V193H250ZM263 194V193H262ZM119 195V194H118ZM190 195V196H189ZM216 195V194H215ZM255 195H257V194H255ZM259 195H260V193H259ZM258 195V196H259ZM65 196H67V194H65ZM121 196V195H120ZM252 196H253V194H252ZM60 197H62V196H60ZM119 197V196H118ZM122 197H123V199H125V198H128V196L126 197V195L124 196V195H122ZM125 197V198H124ZM227 197V196H226ZM242 197V198H241ZM230 198V197H229ZM257 198V197H256ZM261 198V197H260ZM259 198V199H260ZM129 199H127V200H129ZM258 199V200H259ZM262 199V198H261ZM261 199H260V201H261ZM253 199H252V197H251V200H249V201H252ZM258 200H254L253 201V203H251L250 202V204L252 205V204H254V203H256ZM263 200L264 199H262V201L261 202H263ZM64 201V200H63ZM119 201V202H118ZM121 201H122V203H121ZM233 201V200H232ZM240 201H242V200H240ZM244 201V200H243ZM249 201H247V202H249ZM256 201V202H255ZM200 202H205L207 205H208V208H204V209H198V205H199V203ZM236 202H238V201H236ZM60 203H62V200L60 201ZM64 203V202H63ZM62 203V204H63ZM66 203V202H65ZM123 204V206H120V204ZM131 203V204H130ZM243 203V202H242ZM245 203V202H244ZM260 203V202H259ZM67 204H68V202L65 204V207L67 206ZM233 204V203H232ZM260 204H262V203H260ZM33 205V204H32ZM36 206H37V204H35ZM34 205V206H35ZM250 205V206H251ZM34 206H31V207H29L28 208V210L27 211H29V209H34ZM35 206V207H36ZM63 206H64V204H63ZM209 206H211L210 208H209ZM243 206H245L244 204H243ZM249 206V205H248ZM62 207V206H61ZM214 207H218L219 208V210L222 212V215H220L221 217L220 218H218L217 216L218 215H216V214H214V212H213V208ZM252 207V206H251ZM250 207V208H251ZM36 208H38V207H36ZM23 209V208H22ZM27 209V208H26ZM25 209V210H26ZM259 209V208H258ZM24 210V211H25ZM37 210V209H36ZM103 210H106L107 211V213L106 214H108L109 212L108 211H110V213H109V215H112L111 214V212L114 214V216H110L108 219L106 218L105 219V217H104V215H102V214H100ZM165 210H171V211H174V213H176L177 214V217L176 218H178L179 220H182V221H184L185 223H188L189 225H193V226H195V228L198 230V232H199V234H201L202 235V237L205 239V242H206V244H205V247H206V245L208 246H210V249H211V251L209 250V248L208 249H205L203 246H202V244H199L198 243V241L196 242L195 240H192L191 239V237H190V235H188L187 233H185V231H183V226H182V224H180V223H175L172 219H170L168 216H167V214L165 213ZM252 210V209H251ZM250 210V211H251ZM262 210H263V208H262ZM24 211H20L19 213H21V212H24ZM116 211H117V214H119L120 216H119V218H118V220H122V221H124V223H125V225H128L130 228H131V230H127V231H123V230H118V228L116 227L117 225V222H119V221H117V217H116ZM254 211H255V209H254ZM26 212V211H25ZM33 212H35L34 210H33ZM37 212V211H36ZM253 212V211H252ZM257 212V211H256ZM261 212V211H260ZM245 213V212H244ZM29 214H31V212L29 213ZM161 215V216H160ZM259 215V214H258ZM261 215V214H260ZM160 216V217H159ZM163 216V218H161ZM246 216H248L247 215V213H246ZM95 217V218H94ZM100 217H103V219L102 218H100ZM165 217V218H164ZM258 217V216H257ZM100 218V219H99ZM251 218H252V216H251ZM262 218H263V216H262ZM260 219V218H259ZM113 220V221H112ZM115 220V221H114ZM255 221H257V220H255ZM121 223V222H120ZM120 223H118V226H119V224ZM139 224H141V226H139V227H137V225H139ZM261 224V223H260ZM2 226H4V225H2ZM2 226H1V228L0 229H2ZM5 226H7V224L5 225ZM24 226V225H23ZM121 226H123V224H121ZM33 227V226H32ZM27 228V227H26ZM125 228V227H124ZM29 229V228H28ZM129 229V228H128ZM24 230V229H23ZM25 231V230H24ZM248 231H250L251 233H253L254 234V241L252 242L251 240H252V238H251V240H245L244 239V237L243 236H245V234H249L250 232H247ZM246 232V233H245ZM250 233V234H251ZM126 235H128V236H133L132 238H134V239H126L125 240V238L123 239V237L124 236H126ZM139 236V237H138ZM248 236V235H247ZM251 237H252V234L250 235ZM3 237V236H2ZM1 237V238H2ZM139 238V239H138ZM238 242V241H237ZM231 246V245H230ZM234 249V248H233ZM107 251H112V253H114V254H116V255H112V254H110V255H112V256H109L108 254H107ZM240 252V251H239ZM242 253V252H241ZM246 256H247V254H246ZM131 260V259H130ZM247 260V259H246ZM170 262V261H169ZM250 262V261H249ZM249 262H247L248 264H249ZM127 263V262H126ZM172 263H174V262H172ZM171 263V264H172ZM9 264V263H8ZM14 264V263H13ZM127 264H129V263H127ZM251 264V263H250Z\"/></svg>",
  "mask_w": 264,
  "mask_h": 264
},
{
  "label": "clouds",
  "instance_id": "obj_3",
  "mask_svg": "<svg viewBox=\"0 0 264 264\" xmlns=\"http://www.w3.org/2000/svg\"><path fill=\"white\" fill-rule=\"evenodd\" d=\"M238 20H234L232 24L229 25L230 28L234 29L235 25L238 23ZM252 30L256 31L260 41L264 42V22L256 21Z\"/></svg>",
  "mask_w": 264,
  "mask_h": 264
}]
</instances>
